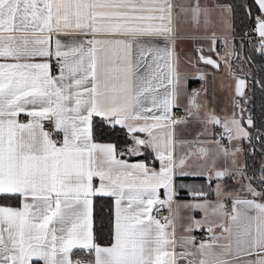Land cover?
<instances>
[{"label": "snow or ice", "instance_id": "snow-or-ice-1", "mask_svg": "<svg viewBox=\"0 0 264 264\" xmlns=\"http://www.w3.org/2000/svg\"><path fill=\"white\" fill-rule=\"evenodd\" d=\"M0 264H264V0H0Z\"/></svg>", "mask_w": 264, "mask_h": 264}, {"label": "trees", "instance_id": "trees-1", "mask_svg": "<svg viewBox=\"0 0 264 264\" xmlns=\"http://www.w3.org/2000/svg\"><path fill=\"white\" fill-rule=\"evenodd\" d=\"M96 212H97V229H98V231H100V227L99 226H100V223H101L102 219H103V221L106 224V220H107V205L104 206L103 211H102L101 207H100V204L98 202ZM106 238H107V228L105 227L103 229V231H102L101 241H103Z\"/></svg>", "mask_w": 264, "mask_h": 264}, {"label": "crops", "instance_id": "crops-1", "mask_svg": "<svg viewBox=\"0 0 264 264\" xmlns=\"http://www.w3.org/2000/svg\"><path fill=\"white\" fill-rule=\"evenodd\" d=\"M189 46H190V45H189L188 43H186V42H184V43H180V44L178 45V50L183 51V50L187 49ZM224 83H225V85H226V84L228 83V81L225 80ZM191 86H192V87H196L197 85H196V84H192Z\"/></svg>", "mask_w": 264, "mask_h": 264}]
</instances>
